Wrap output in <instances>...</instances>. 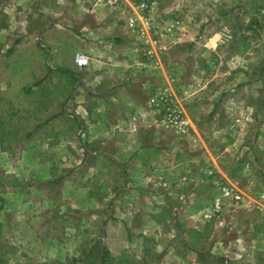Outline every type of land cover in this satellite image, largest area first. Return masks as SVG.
Segmentation results:
<instances>
[{
  "label": "rangeland",
  "instance_id": "1",
  "mask_svg": "<svg viewBox=\"0 0 264 264\" xmlns=\"http://www.w3.org/2000/svg\"><path fill=\"white\" fill-rule=\"evenodd\" d=\"M24 1L0 0V264H196L192 246L264 230V0H101L152 84L133 110L162 139L140 173L114 142L78 135L75 48L54 61L42 41L13 43L10 26L35 19Z\"/></svg>",
  "mask_w": 264,
  "mask_h": 264
},
{
  "label": "crops",
  "instance_id": "2",
  "mask_svg": "<svg viewBox=\"0 0 264 264\" xmlns=\"http://www.w3.org/2000/svg\"><path fill=\"white\" fill-rule=\"evenodd\" d=\"M23 8H34L31 12L35 19L25 27L19 23L10 26L22 39L19 41L15 36L13 43L42 41L45 46L51 48L54 61L59 59L58 46L71 44L75 52L70 62L71 67L68 68L70 72L76 70L77 53L91 59L89 66L80 69L82 73L88 72L86 81L89 83L85 88L79 84L77 96L69 101L77 102L79 107L83 106V110L84 106L87 107L82 113L84 119L80 120L81 125L79 124L83 129L78 128V135H82L80 137L84 141L114 142L118 149L123 148L125 151L114 154L119 160L123 157L120 161H125L127 156L129 164H126L125 168L132 173H140L139 170L143 172L151 163L147 160L150 154L149 143L154 138L162 139V135L153 129V126H147L152 121L134 114V108L139 111L149 108L147 98L150 94L149 87L152 85L149 80L143 79L140 76L142 73L138 74L139 70L136 69L141 61L136 59V44L130 43L128 35L113 34L120 28L112 20L111 10H103L107 7L101 0H26L23 2ZM41 13L45 16H41ZM45 17L47 20H42ZM4 28L6 27L0 24V29ZM23 28L28 29L27 35L22 33ZM116 35H122V38ZM3 36L0 37V44L5 41V38L2 41ZM119 43L121 45H118ZM135 63L136 66L125 70L126 64ZM90 75L92 76L89 77ZM111 155H105V158L110 160ZM109 173H113L112 169H109ZM239 217V222L242 219H250L245 218V211ZM255 218L257 217L254 216L253 219ZM205 223L204 229L206 225H212L216 229L214 234L221 229L224 221L219 217H212ZM261 226L262 223H257L254 229L239 233L230 242L231 247L222 246L217 240H210L212 242L207 247V253L192 246L189 250L191 258L197 259L196 264H264V230ZM243 239L246 240L245 245L250 251L247 254H241L239 251V244ZM217 245H220L219 248ZM227 256L232 258L230 263ZM180 257L185 259L183 255Z\"/></svg>",
  "mask_w": 264,
  "mask_h": 264
},
{
  "label": "built area",
  "instance_id": "3",
  "mask_svg": "<svg viewBox=\"0 0 264 264\" xmlns=\"http://www.w3.org/2000/svg\"><path fill=\"white\" fill-rule=\"evenodd\" d=\"M121 0H104V3L108 6H115L120 2ZM140 8L146 9L149 8V4H147V2H143L140 5ZM75 64L79 67V68H84L89 66L90 64V59L88 56L81 54V53H77L75 56ZM226 193H229L228 188H224ZM261 199H262V203L260 204H264V192L261 194Z\"/></svg>",
  "mask_w": 264,
  "mask_h": 264
},
{
  "label": "trees",
  "instance_id": "4",
  "mask_svg": "<svg viewBox=\"0 0 264 264\" xmlns=\"http://www.w3.org/2000/svg\"><path fill=\"white\" fill-rule=\"evenodd\" d=\"M260 8H262L263 10H264V6H261L260 4L259 5H257V10H258V12H260ZM262 15L264 16V12L262 13ZM37 128H38V126H37ZM206 187H210V186H206ZM108 255V254H110V252L108 251V250H105V252H104V254L103 255Z\"/></svg>",
  "mask_w": 264,
  "mask_h": 264
}]
</instances>
